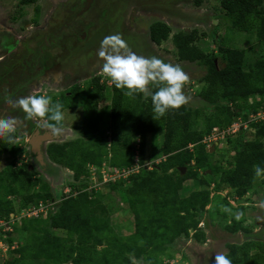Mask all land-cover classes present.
Returning <instances> with one entry per match:
<instances>
[{
	"label": "trees",
	"instance_id": "1",
	"mask_svg": "<svg viewBox=\"0 0 264 264\" xmlns=\"http://www.w3.org/2000/svg\"><path fill=\"white\" fill-rule=\"evenodd\" d=\"M219 2L235 29L256 36L260 55L250 62L246 60L245 50L224 46H220L218 54L207 53L197 46L199 38L196 31H183L173 36L180 61L201 62L209 67L200 96L215 108V112L204 115L202 129H199L200 111L187 105L169 110L164 117L154 120L150 95L140 93L135 98L128 97L124 95L126 89H117L114 83L111 87L107 82L101 84L100 78L85 90L74 88L71 97L78 98L84 94L96 105V109L110 98V105L99 112L111 120V127L108 133L97 130L94 136H88L85 130V135L75 140L53 143L48 147L47 157L53 161L52 166H61L74 173L75 181L69 186L77 195L63 200L57 210H52V207L47 209L46 217L40 214L39 217L23 219V230L30 234L29 237L35 235L38 240L31 247H27L29 243H20L15 251L19 258L8 259L7 264H24L27 258L41 264H136L135 261L142 259L149 264H163L162 256H169L170 246L176 240L182 237L189 240L191 231L199 230L202 213L205 214L213 203L211 182L201 176L203 172H211L207 176L214 177L213 183L218 192L230 187L239 197H244L252 190L257 178L254 166L264 169V122L256 123L255 127L252 124L248 126L253 139L241 136L242 130L227 136L226 140L235 154L226 159L225 165L214 161L216 153H211L203 141L213 132L228 130L240 119L249 122L250 115L264 109V0ZM197 3L201 4V1ZM171 34L172 28L164 22H156L150 27V40L157 46L168 41ZM218 59L225 63L224 68L216 64ZM151 90L154 92L157 89L152 86ZM161 133L165 137V160L154 164L151 169H142L127 181L110 185L111 193L119 192L134 215V233L119 236L113 228L112 218L102 205L104 196L95 195V190L90 193L82 178L88 181L89 165L128 168L134 165L137 155L139 164L147 165V137ZM17 137L14 134V140ZM138 138L140 147L136 151ZM11 143L0 138V150L10 151ZM191 145L193 148H190ZM120 155L124 157L123 162L118 161ZM159 159L160 156L154 158L156 161ZM12 167L4 171L3 177L7 180V194L23 199L21 209L32 205L39 207L41 202L47 204L52 200L54 196L47 184L44 183L37 192L34 188L40 180L34 181L28 169L12 174L16 173ZM184 167L187 168L185 175L180 170ZM23 173L25 175L19 176ZM187 182H194L202 188L185 190ZM183 191L189 194L183 196ZM222 207L230 209L227 198L220 202L217 214ZM0 212V220L8 221L16 210L12 202L6 200L5 205L0 203ZM229 213L224 211L220 215L226 230L236 234L250 232L251 229L243 228L240 222L227 226ZM15 242L14 237L6 240L9 245ZM226 255L232 264H264V241L259 238L229 244Z\"/></svg>",
	"mask_w": 264,
	"mask_h": 264
},
{
	"label": "rangeland",
	"instance_id": "2",
	"mask_svg": "<svg viewBox=\"0 0 264 264\" xmlns=\"http://www.w3.org/2000/svg\"><path fill=\"white\" fill-rule=\"evenodd\" d=\"M17 1L18 0H0V31H5L8 29V26H11L8 19V12L11 6H14L13 4H16ZM40 1L43 3L42 6L46 9L44 15L50 14L49 9H51V7L55 8V4H53L51 0ZM198 1L199 0H174L173 3L168 6L170 10H167V14L166 12H153V16L146 17L138 16V9H135V16H132L133 18L131 27L133 25L135 26V29L137 27L139 30V35L137 37L136 33L135 37L137 38L134 40V43L136 44L135 49L133 48L135 53L138 55H144L146 57L157 56L163 59L166 63L179 64L190 76V81L185 85L184 88L186 95L191 97L190 102L186 105L192 110L200 111L201 114L199 121L201 126L199 125V129H202L204 115H210L215 112V108L204 102L200 96V92L205 86L203 79L208 74L209 67L201 62L191 63L187 61H180L177 56V50L173 44V36L176 33L183 31H196L199 38L196 44L205 52H214L218 54V52H220V48H222L220 46L237 50H245L247 53L246 60L248 59L250 62L255 61V59L260 55V47L257 45L256 36L254 34L241 32L234 28L232 20L223 12L219 0H200L201 4H198ZM38 4L26 6L27 12L25 15L27 14V16L25 18L27 20H24L20 23L21 27L25 25L26 22L30 21V18L34 16V12ZM15 9H17V7H15ZM15 9L13 8L12 10L13 14L16 11ZM23 10H25V8H23ZM19 19L20 18H18V20ZM156 22H164L172 28L170 39L166 42H163L160 46H157L150 40V27ZM5 23L7 26H5ZM18 23L19 21H17V24ZM20 25H13V27L16 29V32H19L18 30L20 29ZM21 32L24 35L28 33V30L25 31L21 28ZM1 38L4 39L5 37L2 36ZM142 41H144V43ZM0 56H2V54H0ZM215 62L218 64L219 68L225 67V63H223L221 59H218ZM68 80L69 76L67 79H65V81L68 82ZM79 80H81V88L91 87V83H89V81L85 82V79L82 80L80 78ZM61 82L62 81L60 80L58 82L53 81L49 84L46 83L44 86H39L38 88L34 89V91H32V95L41 92L42 95L51 96V94L55 93L56 95L51 96L53 98V102L58 101L60 103L63 102L64 105L66 104L62 109L64 113V120L62 124L65 126L64 131L67 129L69 134L64 138L63 141L66 142L75 140L76 138L85 135L83 134L85 130L87 131L86 133L88 136L90 134L94 136L97 130L102 133H108L112 122L107 116L99 111L110 105V98L100 103L98 106L99 110L96 109L97 107L96 105L94 106V103L91 101V99H89L84 94H80V97L78 98L69 97L70 99L68 98L67 101V96H65L64 99L60 96L62 92H64V94L70 93L71 91L69 89L75 83L73 82L69 84L68 82L67 84L63 85V82ZM105 82H107L109 87L112 86L113 82L109 77H105ZM7 107L11 106L7 105ZM261 114V118L258 117V119H255L256 115H250V121L247 123L241 121V119L236 121L235 124H237L239 128L235 134L242 130L243 133L241 136H245L248 139L249 137L253 139V133L249 130L248 126L250 123L256 126V123L264 122V113L262 112ZM36 119L40 120V118ZM215 133L217 134L220 132H213L210 137L208 136L204 138L203 143L207 145L210 152L212 149H214L211 152L216 153L214 161L225 165L226 159L232 157L235 152L231 149L230 144H228V140H226L227 136L216 137ZM164 142L165 137L163 133L159 134L158 136L149 135L147 137L146 159L148 163L145 166L139 164V173L142 171V169H151L154 164L165 160L166 157L163 156ZM51 143L52 142L45 143L44 151L46 156L48 147ZM139 147L140 139L138 138L135 143L136 151ZM190 148H193V146L191 145ZM27 151L28 145H26V142L23 139L19 140L15 138V140H13L11 143L10 151H3V153L0 152V203L5 205L6 200L11 201L16 210V213L12 214L14 217L11 215L10 220H0V264H7L8 259L13 261L14 258H19V256L15 254V251L19 248L20 243H29L30 245H26L27 247H31V244L38 240L35 235L29 237L30 234L25 232V230L22 228L23 219L34 218L31 216L29 210L35 206L32 205L27 207V209H21L23 206V199L17 195L7 194V180H5L3 177L4 171L6 170L5 168L13 162L26 170V166H29L31 163L30 160L25 158ZM155 156H160V159L158 161L154 160ZM136 158L138 159L139 163V156ZM123 159V155L118 157L119 162H123ZM47 160L53 165L51 158L47 157ZM51 166V169H45L44 172H41L40 168L39 170L34 168L30 173L32 174V179L34 181L40 180V183L34 188L35 191H40L42 185L45 183L50 187L51 193L54 196L52 200L47 202L48 205L44 202H41V206L46 205L49 208L52 207V210H57L63 200L70 198V196L74 197L77 195L72 192V188L69 186L70 182L72 183L73 180L75 181V179L74 173L72 171L60 166L56 167V169L60 170L57 171ZM186 172L187 170L185 171L184 175ZM17 173L18 172H12V174ZM210 173V171L207 173L203 172L201 176H203L205 180H208V183L211 182L210 188H212V191L214 192L212 195L214 196L212 205L207 208L205 214L202 213L203 216H201L199 230L197 232L192 230L189 240L182 237L176 240L174 244L170 246V250L168 251L169 256H162L163 264H215V255L220 252L227 254L229 244H241L247 240L259 238L264 241V208L259 206L260 202L264 201V174L256 178L252 190L247 195L244 197H239L230 187L220 192L216 191L213 183L214 177L207 176ZM23 175H25V173L19 174L21 177ZM82 180H84L83 182L87 184L86 188L90 191V193H92L94 183H98V186L95 187V195L98 194L104 196L101 200L102 205L105 207L106 213L112 218L113 228L117 231L119 236H128L133 234L135 230L134 215H132L129 206L124 203L120 197L119 192L111 193V183L108 185L101 184L102 182L98 181V176L93 177L91 175L89 179H86L88 180L87 182H85L84 178H82ZM194 184V182H187L184 185V189L187 190L196 188V190H200L202 188V186ZM16 188H19V184L16 186ZM106 193L111 194L107 195ZM188 194L189 192L183 191V196H187ZM226 198L230 202V213L226 225L231 226L237 222H240L243 228L251 229L249 233H230L225 227H223L222 220H220V215L222 212H224V208L222 207L219 210V214H217V210L220 202ZM241 212L244 215L239 220L236 219V214ZM1 222L3 223L1 224ZM17 227L19 228V231H15V228ZM59 232L60 235L65 236L63 235V232ZM10 237H14L16 239L14 244H10L11 246L9 243H6V240H8ZM135 262L136 264H149L146 259ZM24 264L41 263H35L33 259L27 258V260H24Z\"/></svg>",
	"mask_w": 264,
	"mask_h": 264
},
{
	"label": "flooded vegetation",
	"instance_id": "3",
	"mask_svg": "<svg viewBox=\"0 0 264 264\" xmlns=\"http://www.w3.org/2000/svg\"><path fill=\"white\" fill-rule=\"evenodd\" d=\"M51 1L55 4V8L51 7L50 14L44 15L46 9L40 0H18L8 12L11 26H8L5 31H0V54H2L0 56V114L16 116L23 120L22 126L15 134L18 136L17 139H23L28 145L25 158L31 161L29 166H26L29 172L34 168L37 170L40 168V171L44 172L52 165L47 160L44 142L42 159L39 154L32 152L31 145L37 131L42 136L51 130L40 127L41 121L36 118L25 119V114L17 107L16 101L20 97L32 95L34 89L53 81L60 80L63 85L68 82L75 83L70 87V93L62 92L61 96L64 97H71L74 88L86 89V87L81 88L79 78L89 83L100 78V83L104 84L106 75L102 72L103 61L98 60L96 56L104 37L120 33L134 51L136 45L134 40L139 35H136L135 26L131 27L132 18L135 16L134 10L138 9L137 15H142L141 17L153 16V12L167 14V10H170L168 6L174 0ZM32 4H38L34 16L21 27L20 23L27 20L26 6ZM13 8L16 10L14 14ZM17 21H19L18 24ZM13 25H20L19 32H16ZM5 26H7L6 23ZM21 28L28 30V33L23 35ZM2 36L5 38L2 39ZM68 76L67 82L65 79ZM35 95L42 94L38 92ZM54 95L56 94H51V96ZM68 134L66 129L59 136L53 135L57 137V140L52 141L51 144L64 140ZM0 152L3 153V150ZM12 165L16 172L25 170L14 162L5 169ZM51 167L56 169V166Z\"/></svg>",
	"mask_w": 264,
	"mask_h": 264
},
{
	"label": "clouds",
	"instance_id": "4",
	"mask_svg": "<svg viewBox=\"0 0 264 264\" xmlns=\"http://www.w3.org/2000/svg\"><path fill=\"white\" fill-rule=\"evenodd\" d=\"M96 56L103 61L102 72L111 79L115 87L126 89L124 95L131 98L140 93L151 96L154 120L164 117L169 110H178L190 102L191 97L184 91L190 76L181 65L166 63L157 56L138 55L120 33L105 36ZM152 86L157 90L153 92ZM16 105L22 109L25 119L40 118V127L50 129L55 136L63 133L64 106L58 101L53 102L51 96H23L16 101ZM22 124L23 120L19 117L0 114V138L11 143ZM62 141L58 143H64ZM254 171L257 177L264 174V169L259 165L254 166ZM259 206L264 208V201ZM223 210L230 211L227 208ZM243 215L242 212L237 213L236 219L239 220ZM215 264H232V260L220 252L215 255Z\"/></svg>",
	"mask_w": 264,
	"mask_h": 264
},
{
	"label": "built area",
	"instance_id": "5",
	"mask_svg": "<svg viewBox=\"0 0 264 264\" xmlns=\"http://www.w3.org/2000/svg\"><path fill=\"white\" fill-rule=\"evenodd\" d=\"M264 113V109L259 111V113L255 114L256 118L258 119V117L261 118V113ZM238 125L234 124L232 125L228 130H225L222 133H217L216 137H220V136H228L229 134H235L237 129H238ZM210 137V136H209ZM137 167V168H136ZM139 163H138V159L136 158V163L132 166V167H128V168H110L107 165H104L102 168H98L96 166H90L88 168V173L95 177L98 176V181L102 182L101 184H116L118 182H122V181H127L128 178L134 176L135 174H139ZM90 175L88 177H86V179L90 178ZM85 179V177H83ZM98 183H94V188L93 190H95L96 186ZM77 194V193H75ZM47 209H49L48 206H40L39 207H34V208H30V214L33 217H39L40 214H44V217L47 216Z\"/></svg>",
	"mask_w": 264,
	"mask_h": 264
},
{
	"label": "water",
	"instance_id": "6",
	"mask_svg": "<svg viewBox=\"0 0 264 264\" xmlns=\"http://www.w3.org/2000/svg\"><path fill=\"white\" fill-rule=\"evenodd\" d=\"M252 126L254 127L255 125L252 124ZM55 140H57V137L55 138L51 132L45 133L44 135L41 136V134L37 131L35 133L34 138L31 141V145L33 146L32 152L35 153V154L36 153L39 154L41 156V159H42V145H43V142L46 143V142H52V141H55ZM213 150L214 149H212L211 152ZM180 170H181L182 174L184 175V173L187 170V168L186 167L180 168Z\"/></svg>",
	"mask_w": 264,
	"mask_h": 264
},
{
	"label": "crops",
	"instance_id": "7",
	"mask_svg": "<svg viewBox=\"0 0 264 264\" xmlns=\"http://www.w3.org/2000/svg\"><path fill=\"white\" fill-rule=\"evenodd\" d=\"M142 16V15H141ZM135 31H136V33H137V35H138V33H139V30L137 29V27H136V29H135ZM58 167V166H57ZM61 167V166H60ZM67 169V168H66ZM67 170H69V169H67Z\"/></svg>",
	"mask_w": 264,
	"mask_h": 264
}]
</instances>
